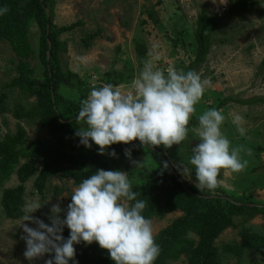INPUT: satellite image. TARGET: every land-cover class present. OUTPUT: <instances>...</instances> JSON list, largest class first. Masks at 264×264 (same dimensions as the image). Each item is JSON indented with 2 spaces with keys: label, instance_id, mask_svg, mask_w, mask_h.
<instances>
[{
  "label": "rangeland",
  "instance_id": "obj_1",
  "mask_svg": "<svg viewBox=\"0 0 264 264\" xmlns=\"http://www.w3.org/2000/svg\"><path fill=\"white\" fill-rule=\"evenodd\" d=\"M221 6L223 4L219 0L216 3L213 0H53L55 25L75 23L72 28L59 34V38L66 43V51L60 53L61 64L63 67L68 66L85 81L89 87L87 97L93 87L99 88L104 84H112L127 91L132 80L138 77L145 61L151 60L157 68L165 72L168 67L176 68L180 63H187L192 56V31L197 14L201 9H205L207 13L215 12ZM256 6L255 11L241 12L238 17H222L216 26L210 50L197 70L202 79L209 81V85L202 100L196 105L194 117L214 106L217 96L247 98L264 95L262 0H258ZM38 33L36 24L28 23L26 35L31 51L24 60L33 69L31 76L41 80L42 66L36 54ZM137 43L144 44L146 48L142 64L137 60ZM81 57H85L87 63L82 62ZM17 62L18 56L8 40L0 38V93H5L4 109H0V138L5 133H13L20 123L29 140L43 139L49 133L40 126L39 118L25 113L35 102V96L21 91L17 86H3L5 81L17 75ZM111 70L122 71L125 76L114 83L107 79ZM59 91L65 96L78 98V90L67 85L62 84ZM219 110L226 117L222 132L233 147L242 149L241 158L247 160L248 165L240 173L221 170L220 186L210 192L217 191L222 195L232 194L245 200L264 202V102L231 101ZM15 112L22 114L16 116ZM234 114L243 117L242 126L246 129L244 136L239 134L237 126L232 122ZM79 127L76 122V130ZM198 127L193 125L190 129ZM197 143L199 140L190 131L189 139L183 145H173L167 150L162 146L163 154L170 165L183 180L194 185V177L191 181L183 178L175 165L180 162L187 164L192 155L191 148ZM257 146H262V150L259 151ZM95 147L98 151V146ZM111 151V148L108 149V152ZM108 159L113 162L110 170L116 168L113 165L118 163L121 170L129 174L130 181H135L138 177L148 181L154 170L164 169V165L147 151L131 157V160L128 157L116 158L109 155ZM133 160L137 164H133ZM33 181L34 175H31L24 183L25 205L32 201L44 205L32 215L50 224L48 215L52 204L60 202L66 208L73 190L79 184L72 177L55 174L46 181L44 189L38 192ZM17 183L16 175L12 174L3 183V187ZM25 214L24 212L19 218H8L0 205V264H44L49 259L47 254L35 261L24 257L26 242L21 239L24 235L21 225L24 223ZM180 214L179 209H174L163 216L153 215L148 219L152 221L157 234ZM233 221L234 225L224 228L214 240L219 264H264V255L254 248L243 247L238 254L224 250L226 243L241 244L240 228L243 226H250L252 230L264 234V212L244 211L234 214ZM25 223L36 227L31 221ZM188 236L194 240L198 238L193 232H189ZM185 261L186 255L181 254L177 259L168 260V264H185Z\"/></svg>",
  "mask_w": 264,
  "mask_h": 264
},
{
  "label": "trees",
  "instance_id": "obj_2",
  "mask_svg": "<svg viewBox=\"0 0 264 264\" xmlns=\"http://www.w3.org/2000/svg\"><path fill=\"white\" fill-rule=\"evenodd\" d=\"M257 2L258 0H231L220 15L216 12L207 13L205 9H201L192 31L194 46L191 50V59L187 63L178 64L176 69L197 72L206 59L216 26L222 17L233 18L240 16L241 12L255 11ZM5 8L7 11L0 14V38L8 40L18 56V62L17 75L5 81L3 86H17L21 91L35 96V102L25 113L37 116L40 126L49 133V136L43 139L29 140L25 128L19 123L13 133H5L0 138V205L4 215L14 219L24 214V183L31 175H34V187L41 192L46 181L55 174L72 177L76 184H80L97 169H112L113 162L108 159V155L99 154L94 143L89 149L80 144V138L75 135L77 122L75 117L80 110V100L87 98L89 87L75 71L66 65L62 66L60 53L66 51V43L59 38L61 32L72 28L75 23L55 25L53 0H0V10ZM28 23H34L38 27L36 54L42 66L41 80L31 76L33 69L24 60L31 51L26 35ZM48 42L50 48L47 54ZM135 49L138 63L142 64L145 60V45L137 43ZM124 76L122 71L111 70L107 79L117 83ZM62 84L77 89L78 98L62 94L59 91ZM4 96L5 93L2 91L0 109H4ZM231 101L264 102V95L247 98L233 95L217 96L215 105L210 109L219 110ZM20 114L22 113L15 112L16 116ZM197 117H192L189 127L199 126ZM110 148L114 149L119 157H126L124 150L129 148L131 157L147 151L163 165L164 162L168 163L167 169L154 170L148 181L142 177L131 181L133 191L139 193L137 199L146 202L143 211L146 218L153 215L163 216L167 211L174 209L181 211L180 215L156 234V242L161 251L155 264H168V260L177 259L181 254L186 255L185 264H219V254L214 240L224 228L234 225L233 215L244 211L264 212V202L245 200L232 194L222 195L217 191L200 192L194 184L183 180L170 165L163 154L162 146L145 148L136 140L131 144H113L108 149ZM257 148L259 151L262 150V146ZM113 166L116 167L113 170H121L118 163ZM12 174L16 175L18 183L3 187V183ZM69 232L70 230L65 227L63 231L65 238L69 236ZM189 232L196 234L197 240L189 237ZM240 235L242 237L240 245L226 243L224 250L238 254L243 247H248L264 255L263 233L252 230L250 226H243L240 228ZM74 247L75 260L79 264H115L107 250L101 249L96 242L91 245L80 243ZM47 255L51 258L52 254ZM70 264L73 262L70 261Z\"/></svg>",
  "mask_w": 264,
  "mask_h": 264
},
{
  "label": "clouds",
  "instance_id": "obj_3",
  "mask_svg": "<svg viewBox=\"0 0 264 264\" xmlns=\"http://www.w3.org/2000/svg\"><path fill=\"white\" fill-rule=\"evenodd\" d=\"M219 2L226 5L228 0ZM6 11L7 8L0 10V14ZM81 60L87 63L85 57ZM208 85L209 81L194 70L185 72L168 67L165 72L151 60L145 61L129 90L104 84L93 87L88 97L80 100L75 117L80 127L75 135L85 147L91 149L94 143L99 154L118 158L114 149L108 152L113 144L139 140L145 148L163 146L167 150L173 145H183L191 131L199 143L192 146L187 164L180 162L175 166L183 178L191 181L194 177V186L200 192L214 191L220 186L221 170L240 173L248 161L241 158L242 149L233 147L222 132L226 119L222 111L214 108L205 111L197 117L199 127L190 129L196 105ZM232 122L244 136L243 117L234 114ZM124 151L131 160V149ZM132 163L137 164L134 160ZM164 168H168L167 162ZM138 195L127 172L100 168L73 190L66 208L60 202L52 204L50 224L32 215L44 205L38 201L27 203L21 225L24 232L21 239L26 242L24 257L35 261L52 254L44 264H70V261L79 264L74 245L96 242L107 250L115 264H155L161 249L152 221L143 215L146 202L137 199ZM65 227L70 230L67 238L63 235Z\"/></svg>",
  "mask_w": 264,
  "mask_h": 264
},
{
  "label": "built area",
  "instance_id": "obj_4",
  "mask_svg": "<svg viewBox=\"0 0 264 264\" xmlns=\"http://www.w3.org/2000/svg\"><path fill=\"white\" fill-rule=\"evenodd\" d=\"M227 8V4L223 6H221L217 11H215L218 15L222 14L223 11Z\"/></svg>",
  "mask_w": 264,
  "mask_h": 264
},
{
  "label": "water",
  "instance_id": "obj_5",
  "mask_svg": "<svg viewBox=\"0 0 264 264\" xmlns=\"http://www.w3.org/2000/svg\"><path fill=\"white\" fill-rule=\"evenodd\" d=\"M45 10H46V14H47V16H48V8L46 7ZM49 48H50V42H48V50H47V54L49 53Z\"/></svg>",
  "mask_w": 264,
  "mask_h": 264
}]
</instances>
